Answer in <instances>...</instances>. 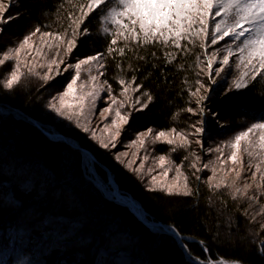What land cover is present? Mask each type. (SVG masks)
Instances as JSON below:
<instances>
[{
	"label": "trees",
	"instance_id": "16d2710c",
	"mask_svg": "<svg viewBox=\"0 0 264 264\" xmlns=\"http://www.w3.org/2000/svg\"><path fill=\"white\" fill-rule=\"evenodd\" d=\"M15 2L18 6H12L9 11L18 18L11 27H3L2 35L8 33L16 41L22 40L37 27L41 32L66 37L74 24L68 17L78 19L81 16V11L78 14L75 12L82 4L81 0ZM98 16L96 12L85 20L84 24L90 28L92 35L79 41L74 50L75 57L84 59L97 52L104 53L105 71L111 81L134 80L135 84L141 86L142 92L152 96L146 109L147 118L142 122L140 131L152 129L168 132L175 128L183 132L189 118L185 109L192 105L193 93H202V89L197 92L200 87L197 81L209 85V77L200 67L205 51L200 44L206 43L204 38L201 36L197 39L193 35L189 40H181L183 47L177 49L173 43H164L162 39L145 44L141 42L142 38L134 42L129 37L127 40L118 39L117 44L112 46L117 51L110 55L107 48L116 32L111 31V35L102 32ZM120 49H124L123 55ZM1 71L0 79H3ZM22 85L8 90L0 84V103L10 106L9 113L0 114V189L19 201L20 206H25L22 210L20 207L10 210L5 208V204L0 205V252L5 250L8 255L6 264L32 254L28 245L34 235L52 225H56V229L51 233L60 232L65 227L70 228L72 221L79 224L74 229L79 231L75 233L80 240L105 248H120L135 264H196L193 262L195 259L203 262L223 259L239 260L241 264H264V230L258 223L262 215H256L257 200L261 199L259 195L254 202L248 199V196H253L251 190L247 196L233 195L228 186H209L201 171L193 179L191 195H167L165 191H151L133 172L116 164L78 132L67 131L42 116L39 112L41 93L46 86L38 89L39 86L35 84ZM212 109L219 124L237 128L245 123L261 122L264 120V81L259 79L250 82L248 88L221 93ZM15 110L30 116L49 133L66 136L80 148L90 151L100 164L110 170L118 188L138 202L147 219L170 226L179 235L196 242L181 240L184 253L181 244L171 235L162 230L151 231L128 207L106 198L96 188L81 169L78 149L46 136L31 121L14 113ZM197 119L203 117L197 115ZM173 147L175 145L166 143L157 145L156 149L158 155L170 157L175 165L185 168V160L182 161L186 159V149L177 148L173 152ZM8 165L12 170L8 169ZM95 169L103 180L107 179L103 170L98 166ZM29 173L33 175L30 177ZM24 178L32 179L33 187L21 186ZM57 184L60 186L57 187ZM54 187L59 191L64 189L60 191L63 199L58 203L52 201L56 192L60 193L58 190L52 191ZM48 190L52 192L47 194ZM37 191L45 196L39 201L34 200L37 199ZM30 204L34 205L27 212L26 207ZM41 217L43 222L39 229L37 222ZM71 248L67 247L57 257L52 255V260L41 257L39 261L42 264H75L71 258L70 261L65 259L66 254L72 252ZM30 260L34 261L33 258ZM34 263L40 264L38 261Z\"/></svg>",
	"mask_w": 264,
	"mask_h": 264
},
{
	"label": "rangeland",
	"instance_id": "374dc122",
	"mask_svg": "<svg viewBox=\"0 0 264 264\" xmlns=\"http://www.w3.org/2000/svg\"><path fill=\"white\" fill-rule=\"evenodd\" d=\"M5 2H7V0H5ZM81 2L82 4H86L87 0H81ZM114 3L115 0H113V5ZM13 6H15V8L18 6L15 0ZM104 11H106V9ZM75 12L78 14L80 12V7ZM97 12L99 13L98 16L99 27L100 30L103 32V27L105 25L101 24V12L99 10ZM11 14L13 15V13ZM93 14H91V16ZM13 16H16V18L8 23L0 24V28L3 29V27L6 26L11 27L12 22L18 18L17 15H13ZM75 27H76L75 24H73L71 29L68 31L66 37H62L64 41L63 43L52 37L42 38L40 33H37L36 36H33L31 38V41L29 42L30 46L21 50L18 60L16 58L15 53L13 52L12 53L13 59L6 62V64L3 67H0V70H2L1 72H3V79L7 78L9 72L13 69L14 64L18 62L20 66V71L23 73V76L19 84L16 86L21 87V84H23L22 86H24V84H35L36 87L39 86L37 87L38 89L46 86L43 93H41L42 104L39 112L41 113L42 116L49 118V120H52V122L56 123L58 126L60 125V127H63L67 131L78 132L89 142V144L95 145L100 150L104 151L109 156V158L112 159L116 164H118L119 166L125 168L130 172H133V174L136 175V177L139 178L140 182H143L147 188H154V187L159 188L160 184L162 183L165 186H169V185L174 186L173 191H175L177 187L181 191H183V185L185 183V177H186L188 188L192 192L191 185L193 183V179L196 176V173L201 171L204 174L205 182L209 186L217 188L215 187L217 184L228 185L229 192L232 193L233 195L243 194L244 185L245 184L251 185L249 190L253 191L252 194L255 196L259 195L261 199H263L262 202H259V200H261L260 198L259 200H257L258 211H260L261 205H264V195H261V193L264 192V181L259 180V173L257 174V179L253 180L251 177V172L255 170V165L259 163V161L262 158H264V153H260L258 147L253 148L250 149L253 151V156L249 157L247 153H245L242 150L244 147V142L242 141L241 150L237 151L238 161L236 163H233V161L228 159L231 152L233 151V149L231 148V142L234 140L235 135L238 134L240 131L246 130V128L251 126L252 123H245L241 125V127H237V128H235L232 125L219 124L216 119V115H213V109H212L213 104L218 101V96L223 92H227L230 88L232 90H236L233 87V81L240 75V73L244 71H248L247 69H244L243 66L239 68L237 67L238 60L236 59L235 56L230 58L231 63L229 66H227V70L222 72L220 77L215 78L216 83H212V80L209 79L208 80L209 85L205 86L207 91L202 89V93H200V95H204L206 97V99L202 103L204 105L203 120L204 122L205 120H207V124L206 123L205 125L203 124L205 131L202 134L199 135L194 134L195 129L191 127V125H197V126L200 125L197 124L198 121L197 115H193L192 113L188 112L189 115L188 121L185 124V126H183L184 128L183 133H185L188 136V140L190 141V143L186 147H184V149H186L185 151L186 159L184 158L182 162H184L185 160V163L183 164L185 168L182 169L180 165H175V163L170 159V157H166V156H165L166 163L164 165V168H161L159 166V157L163 155H158L156 146L166 143L155 141V133L157 132L155 130H153V133L150 134L149 136L141 137L140 134L147 131V130L140 131L141 130L140 126L142 125V122L145 121L147 118V113H146L147 108H145L142 111H132L133 106L139 108V105L135 104V98L137 96H139L140 99L145 103H148L146 97L143 95L144 92H142L141 90L138 92L132 91V87H135V83H134L132 87H129L127 93L125 94L122 86L118 83L119 80L111 81L108 78V75L106 74L105 71L106 56H104L103 59L100 61V63L104 65L103 68H100L99 65L97 64H93L91 67L87 65L82 66L80 78L78 79L77 84L74 85L78 96L85 95L87 92L93 91L94 86L96 85H99L103 89L99 91V96L95 99V101H93L91 97L86 98L84 102L85 104L84 115L79 118L81 127L76 126V117H74L73 120H68L65 117L57 115L54 111H52L50 108L47 107L49 101L52 100V97L54 96L58 97V94L64 91L67 84L71 81L72 76L75 74V69H70L69 71H64L62 72V74L57 75L55 65H53L52 66L53 71L49 74L53 75L55 78L53 80H49L48 82H45L42 79V76L44 75V73L48 72L49 62L53 58L57 59L58 62L59 60L64 59L65 63L61 64L60 66L61 69L65 68L68 64L74 65L79 60H81L80 58H76L74 55V50L77 49L79 45V41L85 40L88 36L92 35L90 28L86 27L85 24L81 25V30L86 27L88 30L87 34L74 35L73 30L75 29ZM137 30H138V26H137ZM110 31H115V28L114 27L110 28ZM2 33L3 32H0V36H1L0 53H4L9 49H15V47L19 45V42L21 40L16 41V39H12L11 36L8 35V33H6L5 35L4 34L2 35ZM141 38L143 39L142 33L140 35V39ZM68 39H76L77 42V46L73 50L72 54H66L65 51L66 48L68 47L67 45ZM205 42H206L205 43L206 47H205V51H203V60H200V67L202 69V72L205 71L204 73L208 75L207 61L211 56V54L213 52H216L217 61H219L222 58V55L226 54V52L218 51V49L222 50L224 48L223 42H221L219 45H210V41L207 40H205ZM230 42L231 41H229V43ZM49 44L52 45L51 48L48 47ZM233 48L235 49V45H233ZM0 58H2V56H0ZM203 64H205V67L203 66ZM29 69H31V71H29ZM100 73H103V75H100ZM91 76H97L98 79L96 81H91L90 79ZM259 79L264 81V77H261ZM105 81L107 83H105ZM124 81L132 82L133 80L125 79ZM81 85H84V87L81 88ZM109 86L111 87V96L109 95ZM200 95L193 96V102L192 105L190 106L191 108L195 109L197 112L199 111L200 106L197 105L196 101L197 99H199ZM113 98H115L116 100L115 104H112ZM67 99H69V101H72L73 98L69 97ZM121 103L124 104V108L120 109V111L122 113L131 112V119L127 125H123L121 129V135L117 138V141L115 142L116 146L113 148L111 146V143H109L110 142L109 132L114 133L116 129L109 127V132H105L103 129L106 124L109 126L111 125L112 119H118L115 115V112ZM110 104L112 105V111L110 114H105L107 116V119L105 120L102 118L100 113L103 111L104 108L108 107ZM57 106L59 107L58 103ZM9 109L10 106L8 104L0 103V114H7L9 112ZM18 114H20L22 118H24L25 120L28 121L33 120L32 118H30V116H27L22 112ZM37 125H39L41 129L45 130L40 124ZM83 127H88L90 130H95L96 138L92 139L91 131L85 133L82 130ZM170 138H174V134H172V137ZM140 139L145 140V144L143 147H141L139 144ZM176 139L177 141H179V138ZM251 139L253 142H255L258 139V136H253ZM69 140L71 139L69 138ZM197 140H199L201 143L199 144L196 143ZM101 141H103L104 143H109V148L105 149L100 147ZM133 141H136V143L133 144L132 143ZM198 145L201 146V147L199 146V151L197 150ZM217 149H219V151ZM123 153H127V155L126 156L121 155L120 160L118 161L116 159L117 155ZM145 157H147V159H145ZM91 160H89L84 155V153L80 154V165L82 171H84L86 176L93 182L96 188L106 198L115 200L116 202L120 203L118 200H116L112 189H110L108 185V178L106 180H103L100 177V175L96 172L95 169V166L97 165L93 160L92 161ZM241 160L243 161V165H241L240 163ZM132 161L135 162L130 163ZM141 161H143V168L140 172H137L135 171V169L140 167ZM221 161H223V164L221 163ZM193 165H195V167H193ZM204 165H208V167L205 168ZM178 166L181 169L180 173L176 171ZM7 167L8 169L12 170L10 165H8ZM260 168L261 171H264V163L260 164ZM149 169H152L151 173H149L148 171ZM165 169H168L167 177H164L162 175ZM237 171H241V176L239 178H237L236 176ZM13 173L14 172L11 171V175H13ZM32 175L33 173H29L30 177ZM152 176L156 177L157 182L152 181ZM41 179H42L41 181H43L42 182L43 185L46 186L47 184L44 181L43 177H41ZM240 181L241 183H239ZM257 184H260L261 187L257 188ZM21 186H24L25 188L33 187V180L24 178L23 182L21 183ZM59 186L60 185L57 184V187ZM237 188L240 189V192L236 191ZM56 190L58 189H56L55 187L52 188V191L56 192ZM63 190H64L63 188L60 189L61 192ZM52 191L48 190L46 193L48 194L49 192ZM61 192L58 194L56 192V195L53 194L55 198H53L52 201L58 203V200L63 199L62 196L63 194ZM36 193H37L36 194L37 199L34 198V200L39 201L41 200L42 197H45L44 195H42L43 192L40 193V191H37ZM4 204H5V208L10 210L18 209V207H20V210L25 208V206L22 205L20 206L19 201L13 199L9 193H5V191H2L0 189V205H4ZM32 206L30 204L29 206L26 207L27 212L30 211V208ZM139 215L142 216V219L144 221L141 222L143 224L146 222V224L144 225L147 226L151 231L162 230L167 234L171 233L172 227L166 226V229H164L160 226L150 224L157 222L152 221L150 218L147 219L146 213L142 212L141 210L139 211ZM41 219L42 217L37 222L39 229L43 222V220ZM72 222L70 228L65 227L64 230L62 229L60 230V232L54 234L51 233V231L56 229V225H52V227L42 230V232H40L39 234L34 235L32 241H30V244L28 245L32 247V248L30 247L29 249V251L32 254L25 256L24 259L19 261L18 259H14L9 264H38V263H34L35 261H38L40 262V264H42L41 261H39L41 257H44L45 259L47 258L48 260H52L53 258L52 255L57 257V255L58 254L60 255L61 252L66 250L67 247H72L71 250L72 249L73 250L72 252L66 254L65 259L70 261L69 258H71V262H74L75 264L76 263L78 264H135L136 263L125 251H123L120 248H116V247L105 248L102 247V245L100 244H89L87 242L80 240L81 239L80 236H76L75 233V232L79 233V231L77 229H76L77 231H75L74 229V227L77 228L79 224ZM258 223H259V227L262 223H264V215L260 217V222ZM169 235H171L179 244H181L180 239H178L172 234ZM180 246L182 247V250L185 253V247L182 244ZM16 254H18L17 251ZM31 258L34 259L33 262L30 260ZM7 259H8V255L6 251L5 250L1 251L0 264H6ZM215 261L218 260H207V262H215ZM193 262L196 264H205V262L197 259H195Z\"/></svg>",
	"mask_w": 264,
	"mask_h": 264
},
{
	"label": "snow or ice",
	"instance_id": "6c2138e0",
	"mask_svg": "<svg viewBox=\"0 0 264 264\" xmlns=\"http://www.w3.org/2000/svg\"><path fill=\"white\" fill-rule=\"evenodd\" d=\"M14 4V0H0V24H5L15 19L10 13V9ZM81 16L78 19L73 17H68L73 20L75 24V29L73 30L74 35H86L87 28L81 30V25L85 23V20L93 13L98 10L101 12V24L105 25L103 27V32L111 35L110 28L114 27L116 31V36L110 40L107 48L108 54H113L117 50L113 48V45L117 44L118 39L127 40L129 37L135 42L140 40L141 33L143 34L142 43H151L153 41L159 42L161 39L164 43L171 42L175 45L177 49H181L183 45L181 40H189L190 37L195 35L197 39L201 36L205 40L210 41V45H219L221 42L224 43V48L218 49V51L226 52L222 55V58L217 61V54L213 52L207 61L208 77L212 80V83H216V77H220L221 73L227 70V66L230 65V58L235 56L238 60L237 67L243 66L244 71L233 81V87L236 90L248 88L250 82H255L259 78L264 77V0H115L113 5V0H87L86 4L79 5ZM106 9V11H104ZM138 26V30H137ZM71 27V25H70ZM3 29L0 28V32ZM40 33L41 37H52L61 43L63 39L59 34H54L50 32H41L39 27L33 29L28 35H25L23 40L19 42V45L15 49H9L4 53H0V67H3L6 62L13 59L12 53L14 52L17 60L21 50L30 46L29 42L33 36ZM229 41H231L229 43ZM68 47L66 48V54H72L73 50L77 46L76 39L67 40ZM235 45V49L233 48ZM58 46V45H57ZM52 47V45H48ZM201 48L206 47L204 43L200 44ZM120 54L123 55L124 49L119 50ZM104 53L97 52L94 55H89L84 59L79 60L74 65L68 64L65 68L61 69V64H64V59L57 61L53 58L48 64V72L44 73L42 79L45 82L53 80L55 77L50 75L53 71L52 66L55 65L56 74L60 75L64 71H69L70 69H75V74L72 76L71 81L67 84L63 92L58 94V97H52L49 101L47 107L54 111L57 115L65 117L68 120H73L76 117V126L81 127L79 118L84 115V102L87 97H91L93 101L99 96V91L103 90L99 85L94 86V90L87 92L85 95H77L76 88L74 85L77 84L80 78L82 66L91 67L93 64L99 65L103 68L104 65L100 63L103 59ZM31 71V69H29ZM103 75V73H100ZM23 73L20 71L19 63L14 64L13 69L9 72L6 79H0V84L3 88L11 90L16 85L19 84L22 79ZM247 78V79H246ZM91 81H96L97 76H91ZM105 83H107L105 81ZM118 83L122 86L124 93L126 94L129 87L135 83L125 82L124 80H119ZM199 88L197 92L201 89L207 91L205 84L197 81ZM84 85H81L83 88ZM141 86L135 84L132 87V91H140ZM232 90L231 88L229 91ZM109 95L111 96V87L109 86ZM148 103L151 102L152 96L148 93L143 94ZM196 95V93H193ZM69 97H72V101H69ZM206 99L204 95H200L196 103L200 106L199 112L195 109L189 107L185 111L192 113L193 115H204V105L203 101ZM59 104V107L57 106ZM115 98L112 99V104H115ZM148 103H145L140 99L139 96L135 98V104L139 105V108L135 106L132 107V111H142L147 108ZM124 108V104L121 103L117 108L115 115L118 119H112L111 125H105L104 131L109 132V127L115 128L114 133L109 132L111 146L114 148L116 146L117 138L121 135V129L123 125H127L131 119V112L122 113L120 109ZM67 109V111H66ZM112 111V105L104 108L100 113L103 119H107L105 114H110ZM215 115V113H213ZM203 119L198 120L197 125H191L195 129L196 135L202 134L205 129L203 127ZM82 130L85 133L91 131V138H96V131L90 130L88 127H83ZM153 133L152 129H148L144 133H141V137H147ZM174 134V138L172 137ZM258 136V139L253 142L252 137ZM179 138V143L177 139ZM155 141L161 143H167L169 145H175L172 151L175 152L177 148L186 147L190 141L188 136L177 129L172 128L168 132L159 131L155 133ZM244 142L243 151L247 153L249 157L253 156V151L250 149L259 148L260 153H264V120L258 123H252L251 126L247 127L246 130L240 131L235 135L234 140L231 142V152L228 159L236 163L238 161L237 151L241 150V142ZM109 143L100 142V147L109 148ZM133 144L136 141L132 142ZM196 143H201L199 140ZM139 144L141 147L144 146L145 140L140 139ZM219 151V149H217ZM126 156L127 153L117 155L116 159L119 161L120 156ZM147 159V157H145ZM132 161L130 163H134ZM166 163L165 156L159 157V166L164 168ZM223 164V161H221ZM243 165V161H240ZM264 163V158H262L259 163L255 165V170L251 172V177L253 180L257 179V174L259 173V180L264 181V171H261L260 164ZM195 167V165H193ZM205 168L208 165H204ZM143 168V161H141L140 167L135 169V171L140 172ZM199 170V169H198ZM149 173L152 169L148 170ZM176 171L181 172L178 166ZM164 177L168 176V169H165L162 173ZM237 178L241 176V171L236 172ZM199 178V177H197ZM152 181H156V177L152 176ZM221 186H228L217 184L215 187L219 188ZM174 186H165L160 184L159 188H151V191H165L167 195H191V191L188 188L187 178L185 177V183L183 185V191L178 187L173 191ZM251 185H244L243 194L247 196V193ZM261 185L257 184V188ZM240 192V189H236ZM264 195V192L261 193ZM250 200H256V196H248ZM257 216L264 215V205H261L260 211L256 213ZM253 220L256 219L255 216L252 217ZM261 230H264V223L260 225ZM206 250V249H205ZM264 250V249H262ZM205 264H241L239 260H234L231 262L225 261L223 259L215 262H205Z\"/></svg>",
	"mask_w": 264,
	"mask_h": 264
},
{
	"label": "water",
	"instance_id": "95a60500",
	"mask_svg": "<svg viewBox=\"0 0 264 264\" xmlns=\"http://www.w3.org/2000/svg\"><path fill=\"white\" fill-rule=\"evenodd\" d=\"M32 121V123L33 124H35L46 136H48V137H50V138H56V139H58V140H61V141H63V142H65L66 144H68V145H70L71 147H73V148H75V149H78L81 153H86L88 156H90V158H92V160L95 162V164L101 169V170H103L104 172H106V174H107V178H108V182H112L113 183V185H114V187H115V189H116V191H117V193H119V194H122V195H125V196H129V198L130 199H133L128 193H126L125 191H122V190H120L119 188H118V186H117V184H116V182L114 181V178H113V176H112V174L110 173V171L104 166V165H102V164H100L96 159H95V157L91 154V152L90 151H88L87 149H84V148H80L74 141H69V138L68 137H66V136H63V135H61V134H51V133H49V132H47V131H45V130H43V129H41V127H39V125H37L36 124V122L34 121V120H31ZM115 196V195H114ZM115 198H116V200H118V198L115 196ZM133 200H135V199H133ZM119 201V200H118ZM136 201V200H135ZM120 202V201H119ZM137 202V201H136ZM121 203V202H120ZM138 203V202H137ZM123 205H125V206H127L126 204H124V203H122ZM128 207V206H127ZM139 208H140V210L142 211V212H144L143 211V209H142V207L139 205ZM131 210V209H130ZM131 212L137 217V219L138 220H140V221H142V222H144L143 221V219H142V217L140 216V215H138V214H136V213H134L132 210H131ZM144 224H146V222L144 223ZM150 224H154V225H156V226H160V227H162V228H164V229H166V225H163V224H161L160 222H157V223H150ZM172 230H173V232L174 233H169V234H172V235H174L175 237H177L178 239H180V240H186V241H189V242H196V240H194V239H192V238H188V237H184V236H181V235H179L178 233H176L175 231H174V229L172 228ZM170 231V230H169ZM172 232V231H171ZM199 244H201V243H199ZM221 260V259H220Z\"/></svg>",
	"mask_w": 264,
	"mask_h": 264
},
{
	"label": "bare ground",
	"instance_id": "6f19581e",
	"mask_svg": "<svg viewBox=\"0 0 264 264\" xmlns=\"http://www.w3.org/2000/svg\"><path fill=\"white\" fill-rule=\"evenodd\" d=\"M71 142V140H69ZM84 155L89 159L91 160L90 156H88L86 153H84ZM92 161V160H91ZM108 185L110 187V189H112L113 191V194L118 198V200L121 202V203H124L128 206L129 209H131L134 213L138 214L139 215V211H140V208H139V204L133 200V199H130L129 196H124L122 194H119L117 193L114 185L112 182H108ZM141 216V215H140ZM142 217V216H141ZM172 232L171 233H174L173 230H171Z\"/></svg>",
	"mask_w": 264,
	"mask_h": 264
},
{
	"label": "built area",
	"instance_id": "2783aa9c",
	"mask_svg": "<svg viewBox=\"0 0 264 264\" xmlns=\"http://www.w3.org/2000/svg\"><path fill=\"white\" fill-rule=\"evenodd\" d=\"M9 113V112H8Z\"/></svg>",
	"mask_w": 264,
	"mask_h": 264
}]
</instances>
